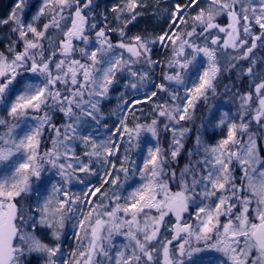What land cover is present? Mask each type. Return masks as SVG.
I'll return each mask as SVG.
<instances>
[{
  "label": "snow or ice",
  "instance_id": "obj_1",
  "mask_svg": "<svg viewBox=\"0 0 264 264\" xmlns=\"http://www.w3.org/2000/svg\"><path fill=\"white\" fill-rule=\"evenodd\" d=\"M95 7V0H41L38 7L32 0H15L7 18H0V27L16 36L6 52L0 51V107L6 110V117H0L5 129L0 133V264H31L33 256L42 264H192L205 251L219 253V264H264V159L259 137L249 133L253 123L264 127V72H254L253 58V50L264 46V0H175L170 14L165 13L166 29L132 36L129 25L141 16L140 9L149 7L146 0H116L100 19ZM223 18L227 23L222 25ZM157 45L171 52L160 83L153 79L160 63L152 55ZM201 57L207 67L197 71L196 80L192 71L200 67ZM221 58H226L223 65ZM244 61H250L246 68ZM224 65L252 78L239 95V122L233 117L226 124L225 114L218 126L226 124L227 135L215 144L203 143L198 132L179 175L175 169L170 175L166 171L159 145L148 149L142 167L126 154L120 168L113 163L110 171L105 169L104 183L116 188L135 180L137 173L139 180L123 205L117 191L102 192L103 184L89 188L80 204L91 210L78 220L77 246L66 258L62 236L79 207V197L67 185L79 179L78 172H92L93 157L107 164L119 151L111 139L97 143L80 131L89 120L100 123L101 100L121 80L125 89L154 88L142 99L154 105L155 118L134 128L121 119L114 135L127 136L129 144L143 132L158 138V122L164 118L175 160L190 131L180 122L192 119L209 90L215 93ZM118 99L122 115L135 114L133 105L140 99ZM57 113L64 118L60 127L53 122ZM28 119L37 122L24 131ZM46 129L55 132L53 147L41 152ZM77 143L88 163L73 150ZM53 169L61 181L52 184L46 198L38 194L31 201L34 182H45L44 174ZM162 228H168L171 239H160ZM117 235L125 240L119 247L113 243Z\"/></svg>",
  "mask_w": 264,
  "mask_h": 264
},
{
  "label": "rangeland",
  "instance_id": "obj_2",
  "mask_svg": "<svg viewBox=\"0 0 264 264\" xmlns=\"http://www.w3.org/2000/svg\"><path fill=\"white\" fill-rule=\"evenodd\" d=\"M171 1L172 0H152L153 3L149 5L147 9H140L145 13V15L141 14L140 19L143 17L145 20H147L149 22L148 23L149 27L146 30H144L143 27H139V29L138 28L135 29L136 31L135 33L134 32L128 33L129 36L136 34L154 33L155 30L161 28L166 29V27L163 26V24H167L168 21L167 14H170L172 9ZM32 2L36 7H38L41 0H32ZM157 2L159 3L158 10H156ZM8 10L6 17L11 13L10 7ZM33 11H35V8H33ZM190 14H194V13H190ZM0 31H1L0 41L2 43L1 44L2 46L0 47V51L6 52L8 45L11 43L12 40L16 39V36L13 34L14 39H11L10 41L9 40V36L11 32L10 28L0 27ZM256 31H260L258 27L256 28ZM221 36H223V34H221ZM161 51L162 48L159 45H157L154 48L153 50V55H155V57L153 56L154 60H158V56L162 54ZM253 58L257 61V67L254 68V72L257 74L264 72V59H263L264 46H258L256 49L253 50ZM200 59L202 61L200 67L198 69H193L192 71V77L193 79L196 80H198L197 71L202 73L207 67L206 58L201 57ZM224 59L226 58H221L222 65L224 64ZM242 63H245L248 66L250 61H244ZM161 65L162 63L161 64L159 63V65L154 70L153 79L155 83L161 82V78H162ZM236 72L238 74L240 73L238 70H236ZM243 78H247L250 84V81L252 79L251 77L247 76L246 74H243ZM244 84L245 85L233 86L234 87L232 88L233 92L229 94H226L222 90L219 91V89L221 88L215 86V89L218 90H215V93H213L212 91L210 92V99L212 95L211 110L209 106L207 107L206 110L197 109L201 104L206 103V99L203 100L201 98L197 102L192 119L187 121L189 126L188 129H190V131L186 133L183 137L184 147L175 160H173L169 151L172 132L164 130V123H165L164 118H161V120L158 122L159 123V127L157 129L158 138H153L151 133L143 132L138 140H133L132 143L129 144L127 136L114 135V133H116V130L120 125L121 119L126 118L128 127L134 128L136 123L147 124L150 123L151 120L155 118V116L152 114V109L154 105L151 102L142 99L146 92L150 94L151 91L155 90L154 88L146 86L144 88H140L139 90H135V91L131 88L125 89L123 80H121L118 85L114 86L110 90L108 96L103 100H101L99 104V116L101 117L100 123L97 125L95 122L89 120L87 123L81 126L80 131L86 134L90 133L97 143H99L102 140L111 139L117 145H119V151L117 155L110 157V162L107 164L104 162L102 158L97 162L96 158L93 157L92 163L90 165L92 172L90 173L78 172L76 175L79 177V179L74 178L72 182L69 185H67V190L69 191V193L71 195L79 197L78 200L79 207L75 212L70 214L72 218H73V214H75V218L77 219L74 225L75 227L69 226L68 231L65 233L64 237L62 238L65 257L67 258L69 253H71V251L77 246L76 232L81 231L78 225V220L82 219L83 216H86L87 213L91 210V206L89 204H80V201H83L84 194L88 192L89 188H93V187L101 188V185L103 184L101 191L106 192L108 194H111L113 191H117L121 195L120 202L123 205L124 203L123 197L128 195V192L131 191V188L136 187V182L139 180V174L137 173L135 180L129 179L122 187L116 188L114 186H110L109 184L104 183V178L107 176V172L105 171V169L110 171L113 163H115L117 168H120L121 160H123L126 154L128 155V157H130L131 160L136 162V165L138 167H142L144 163V159L148 155V149L149 148L155 149V147L159 145V147L163 150L165 154L166 171L170 175L171 171L175 169L177 175H179L180 170L184 167L185 164L189 162V155H188L189 150L195 149V141H196L197 133L194 130L199 131V135L203 143L215 144L220 139L226 137L227 135L226 124L230 123L233 117L237 122H239L240 119L238 115V111L240 107L239 95H242L245 92L243 87H246V85H248L247 82H245ZM189 86L191 85L189 84ZM180 94L181 95L184 94L182 88L180 89ZM122 95L124 96V98L128 99L129 101L133 99H140V103L133 105V107L137 109L134 115H129L127 117L122 115V110L119 106L120 104L123 103V101L118 99ZM163 99L164 97H161V99L158 100L157 103H162ZM225 114H228V119L226 121V124L222 126H218L219 121L222 118H224ZM29 115L31 117L35 114L30 113ZM39 115H41V113ZM0 117H6V110L3 107H0ZM201 118H205L204 123L202 120H200ZM36 122L37 121L35 120L28 119L25 123L22 124L24 131H27V127L29 124H34ZM209 122L210 123L212 122L214 124V126H212V131L209 128V124H210ZM61 123L63 124L64 122ZM182 123H184V121L180 122V126L187 128L184 125H182ZM61 125H57V127H60ZM4 130L5 129L0 128V133H2ZM24 131H20V129H17L18 134L21 136L24 135ZM48 131H50V129H48ZM51 132L53 131L51 130L50 133ZM121 132H123V129H121ZM249 133L259 137L258 139L259 155L261 156L262 159H264V127H258L257 125L255 126L254 124H252ZM48 135L49 133H46L44 131L43 139L41 141V149H40L41 152H43V147H44L42 145V142L48 143V140L50 138L48 137ZM244 139L245 140L247 139V135H245ZM51 146L53 147L52 140H51ZM73 150L75 151L77 156L81 157L84 160L85 163L89 162V158L84 156L85 149L82 144L77 143L76 145L73 146ZM199 158H200L199 156H196L193 157L192 159L195 160ZM125 166L128 165L125 164ZM117 174L119 175L121 180H124L123 172H119ZM44 175H45V182H42L39 185H35L34 182L35 190L31 193V197H30L31 201H35L37 199L38 194L40 199L46 198L49 195L52 184L61 181V178L56 174L55 169L46 172ZM164 179H168V177H164ZM173 190H176L175 185H173ZM91 199L93 202L99 203L97 197H92ZM27 201H28V197L25 198L24 202ZM106 202L107 200L105 199V203ZM108 210L110 211L111 208H109ZM190 211L194 212L195 208H190ZM81 212L83 213V215H81ZM185 216H187V214H185ZM165 219L166 221L168 220L174 221V217H166ZM168 227L170 228V225H168ZM167 233H168V228H162L160 233V239L163 240L165 237L171 239V236L168 235ZM106 234L107 233H105V235ZM113 243L117 247L121 246L123 243H125L124 237L119 235L114 236ZM173 246H175V242H173ZM35 258L38 264H42V261H40L36 256ZM219 259H220L219 253H216L214 251H205L196 254L192 264H219ZM161 260H162V255H161Z\"/></svg>",
  "mask_w": 264,
  "mask_h": 264
},
{
  "label": "trees",
  "instance_id": "obj_3",
  "mask_svg": "<svg viewBox=\"0 0 264 264\" xmlns=\"http://www.w3.org/2000/svg\"><path fill=\"white\" fill-rule=\"evenodd\" d=\"M115 2H116V0H95L96 7H95L94 10L97 13V19H100V16H99L100 13L104 12L106 9H110L111 5L113 3H115ZM146 3L148 5H151L153 2H152V0H146ZM174 3H175V0H172L171 1V8H172V6H173ZM9 7H10V9L12 11V8L14 7L13 6V3H12V0H0V18H7L6 17V14L9 11L8 10ZM140 11H141L142 14L145 15L144 11H142V10H140ZM111 19H112V17L109 14V20L111 21ZM148 23L149 22L147 20H145L143 17L140 19V16H139L137 18V20L132 25H129V32L128 33H130V32H134L135 33L136 32L135 29H137V28L139 29V27H143V29L146 30L149 27V24ZM220 23L222 25L223 24H226L227 23V19L226 18L221 19L220 20ZM165 27L167 28V25ZM159 30L160 29L155 30L154 34H159ZM256 32H257V34L259 33V31H256ZM10 36H9V40L11 41V39H14V36H13V34L11 32H10ZM113 39L115 40L116 37H113ZM1 44H0V47L2 46ZM229 51H231V50L229 49ZM161 52H162V54H160V56H158V61L160 62V64L162 63V65H161V71H162V68L167 63V60L170 57L171 52H170V49L169 48H162V51ZM242 66L245 67V68L247 67V65L245 63H242ZM245 82H247V84H248V85H246V87H243L244 91L246 92L248 90V88H249V80L247 78H243V74H241V73L238 74L236 72V70L228 71L227 66L224 65L223 70L217 75V78H216V80L214 82V87L215 86L216 87H220L221 89H219V91L222 90L226 94H229V93H232L233 92L232 91V88H234L233 86L245 85L244 84ZM215 90H218V89H215ZM210 92H211V90H209V92L207 93L206 103L201 104L197 108L198 110H203V109L206 110L208 106L210 107V110H211V106H212V103H211L212 95H211V99H210ZM202 99L204 100V98H202ZM199 114H200V112H199ZM42 115H43V112H41V116ZM200 120H202L203 123H204L205 118H201ZM53 122H54V124L56 126L57 125H61L62 124L61 122H64V118H63V116L61 114L57 113V115L55 116ZM182 125H184L185 127L189 128L188 122H184V123H182ZM212 126H214V124L211 122L209 124V128H210L211 131H212ZM191 130H193V129H191ZM50 131H48V129L45 130L46 133H49L48 137H50V138L48 140V143H43L42 142V145L44 146L43 147V152L46 149H49V148L52 147L51 146V140H52V137L55 136V132L53 131V132L50 133ZM194 131L196 133L199 132V131H196V130H194ZM192 133H193V131H192ZM192 133H191V135H192ZM141 218L140 219H141V222H142L144 218L143 217H141ZM76 221H77V219L75 218V214H73V218H71V220H69V221L66 222L65 229H64V234H63L62 238L64 237L65 233L68 231V227L69 226L70 227H73L75 225ZM31 264H38L35 256H33L31 258Z\"/></svg>",
  "mask_w": 264,
  "mask_h": 264
},
{
  "label": "bare ground",
  "instance_id": "obj_4",
  "mask_svg": "<svg viewBox=\"0 0 264 264\" xmlns=\"http://www.w3.org/2000/svg\"><path fill=\"white\" fill-rule=\"evenodd\" d=\"M12 3H13V6H14L15 1L12 0ZM166 25H167V24H163V26H166ZM0 44H1V41H0Z\"/></svg>",
  "mask_w": 264,
  "mask_h": 264
},
{
  "label": "flooded vegetation",
  "instance_id": "obj_5",
  "mask_svg": "<svg viewBox=\"0 0 264 264\" xmlns=\"http://www.w3.org/2000/svg\"><path fill=\"white\" fill-rule=\"evenodd\" d=\"M61 120V119H60Z\"/></svg>",
  "mask_w": 264,
  "mask_h": 264
}]
</instances>
